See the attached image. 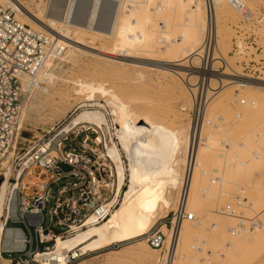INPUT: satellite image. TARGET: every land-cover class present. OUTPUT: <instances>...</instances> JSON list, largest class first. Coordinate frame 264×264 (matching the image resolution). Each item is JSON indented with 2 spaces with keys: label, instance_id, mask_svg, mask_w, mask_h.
I'll use <instances>...</instances> for the list:
<instances>
[{
  "label": "rangeland",
  "instance_id": "374dc122",
  "mask_svg": "<svg viewBox=\"0 0 264 264\" xmlns=\"http://www.w3.org/2000/svg\"><path fill=\"white\" fill-rule=\"evenodd\" d=\"M18 1L32 12V17L34 15V19L42 27L54 35V39L68 41L76 48L68 58L64 59L68 48L60 58H54L53 65L47 69L52 76L51 83L40 79L31 85H24L26 93L22 120L26 136L37 138L47 133L48 129L52 130L51 134L57 133L87 110L98 111L104 115L109 126L103 128L107 131L105 135L109 136L111 133L117 142L114 133L119 124L149 118L182 135L178 170L183 175L188 149L184 140L190 134L196 112L195 105L200 98L198 90L190 89L195 87L188 84L195 85L197 80H201L198 76H203L196 68L199 61L193 60L187 54L192 51L193 41L198 38L203 41L209 28L210 22L205 20L207 13H195L197 5L207 6L208 0H199L201 3L206 2L202 5L197 0H123L115 35L104 39L89 34L72 39L71 36L67 37L49 27L45 21L39 20L38 12L47 14L54 0ZM57 1L61 5L65 0ZM77 1L79 5L75 17L82 19L88 13L89 0H74V11ZM230 1L216 0L218 4H222L218 8V14L216 13V29L221 36H218L217 47L215 46L217 57L210 60L209 66L212 64L215 70L220 71H224L226 66V71L235 69L239 74L234 80L230 71L219 81H211V77L215 76H209L213 86L220 82L218 90L206 96V117L211 120L214 128L210 139H216V142L215 147L207 149L205 156L202 155L201 162L196 163V170L199 168L202 171H196L197 180L194 176L196 184L200 182L194 190L198 195H195V218L186 220L189 222L184 233L187 243L181 246L180 264H264V228L233 233L230 229L236 224L235 217H232L234 215L220 210L221 206L234 200L238 187L245 185L248 201L239 210L240 215L258 216L264 222V153L261 156L255 154L256 151L264 149V99L249 96L250 92L247 90L251 88L248 85L252 81L260 82L264 77V24L259 22L261 18L264 22V0H260L256 6L246 2L255 16L248 23L247 19H243L232 9ZM100 8L99 22H103L109 8ZM97 12L98 5L96 15ZM17 18L19 19L18 16ZM211 25L215 29L214 20ZM239 39L243 41V46L238 44ZM241 48L244 50L241 51ZM211 54L210 52V58ZM177 65L185 67L180 68ZM158 66L175 73L155 69ZM189 70L194 71L192 76L187 75ZM259 70L261 73L256 72ZM206 82L209 83L208 76ZM87 85L95 88L91 99H88L91 91ZM236 98L244 99L245 103H235ZM204 99L205 93L202 95V100ZM255 100L254 104L251 103ZM208 127L210 126H204L205 129ZM71 135L76 142V151L83 156L79 158L82 165L90 166L91 169L104 168L103 173L106 174L110 172L107 166H113L115 183L113 194L109 198L111 199L116 195V170L109 157L106 158L107 161L98 160L99 153L106 152L103 143L95 141L99 134L91 128H76ZM87 135L90 137L85 143ZM118 147L121 149L120 144ZM120 153L126 167L127 179L129 161L122 149ZM102 162H106V165H100ZM200 163L206 168L201 167ZM126 186L127 180L122 186L117 208ZM169 191L173 205L167 209L166 214L165 209L160 212L150 231L161 229L163 224L172 220L180 189ZM196 198H199L198 201ZM240 215L236 217H241ZM178 225L179 222L174 227L176 234ZM167 231L170 235L173 232L169 224ZM117 244L102 250L89 251L73 264H164L162 257L166 246L158 251L150 250L146 235ZM0 264L9 263L2 260Z\"/></svg>",
  "mask_w": 264,
  "mask_h": 264
},
{
  "label": "built area",
  "instance_id": "2783aa9c",
  "mask_svg": "<svg viewBox=\"0 0 264 264\" xmlns=\"http://www.w3.org/2000/svg\"><path fill=\"white\" fill-rule=\"evenodd\" d=\"M231 2L243 19L250 16L251 10L244 2ZM206 11L211 20L210 4ZM49 43L50 40L45 34L22 23L11 7L0 3V179L5 184L0 216L5 234L0 246V261L4 260L9 264L75 263L87 253H82L79 249H76L77 252L69 251L63 263L41 262L36 256L39 252L51 251L57 235L70 237L88 228L89 218L94 217L96 223L107 220L117 205L108 203L114 190V173L111 170L109 174L103 173L105 169L101 167H94L90 171L80 168L82 164L79 158L83 156L76 151V142L71 135L73 131L62 128L51 134L52 130L48 129L47 133L37 138L26 136L22 120L26 93L24 84L31 85L42 71L47 60ZM216 44L217 35L210 22L197 55L200 64L196 68L203 76L198 77L201 80H197L195 85L188 82L189 86L195 87L190 89L198 90L200 97L197 101V96L194 95L197 104L191 127L194 140L191 147H195L197 130L201 131L205 125H212L211 120L206 117V96L210 92H216L220 84L213 86L207 72L211 69L212 72H222L215 70L212 64L209 66L210 60L216 54ZM192 67H195L193 63ZM206 76L209 83L206 82ZM235 103L244 104L245 100L236 98ZM80 133L81 130L78 134ZM89 137L86 136L85 143ZM200 137L201 135L198 136V142ZM262 152L264 153V149L256 151L255 154L261 156ZM106 158L103 152L99 153L98 160L107 161ZM192 160L193 152H190L189 168ZM100 165L105 166L106 162ZM187 193L186 187L182 189L172 213V220L165 223L167 227L169 224L171 230L179 221L195 218L186 208ZM234 196L233 201L220 208L222 212L235 217L236 224L230 230L238 233L263 229L264 222L260 217H243L239 213L248 201L245 185L239 186ZM55 229L59 231L55 232ZM9 230H12L11 233H8ZM16 230H20V235ZM146 237L154 249L160 250L165 245L166 234L159 228L151 230Z\"/></svg>",
  "mask_w": 264,
  "mask_h": 264
},
{
  "label": "bare ground",
  "instance_id": "6f19581e",
  "mask_svg": "<svg viewBox=\"0 0 264 264\" xmlns=\"http://www.w3.org/2000/svg\"><path fill=\"white\" fill-rule=\"evenodd\" d=\"M122 1L123 0H100L98 4V0H89L87 15L82 19H78L75 17V14L77 13L79 1H77L76 10L74 11V0H65L64 3L61 5H58V1L56 0L55 2L54 0L52 2V5L50 6V11L47 14H41V12H38L37 18H39V20L45 21L47 25L52 29L62 32L63 35L67 37L71 36L72 39L87 34L100 39H104L105 37L115 35L117 22L119 20V13L122 10ZM241 1L244 2L245 5L246 2H248L251 6H256L260 2V0ZM103 2L105 3L103 4ZM0 3L5 7H11L16 12V16L19 17L21 22L29 25V27L37 31L42 32L50 40V44L47 47L46 63L42 71L39 73L36 79L32 81V83H36L40 79L47 80V82L51 83L52 76L47 69L53 65L54 62L52 61L54 60V58H60L61 55H63V53L65 52L66 48H68V50L66 51V56L64 57V59L66 57H70L73 51L76 50L75 46L63 39H54V35L48 29L42 27L38 23V21L34 19V15L32 17V12L26 9V7H24L18 0H0ZM205 3L206 2L201 3V5ZM230 3L232 9H235L231 1ZM208 4H210L212 13L211 20L209 19L208 15L204 14V11L207 13V11L204 9L208 8ZM97 5L98 12L96 15ZM206 5L207 6H200V4L197 5V7L195 8V13H198L199 15L200 12H203L207 23H213V20L215 21V32L217 35L218 42V36L220 35V32L218 31V29H216V13L218 14V8H221L222 4H218L216 0H208ZM101 6H108L109 8V12L103 22H99V10L101 9ZM235 11L237 10L235 9ZM254 18L255 16L252 12L247 18L246 23L251 22ZM259 22L261 24H264L263 18L259 19ZM201 43L202 39H195L192 43V51H190L187 56H189L193 60H197V55ZM238 44L243 46V41L239 39ZM243 50L244 48H241V51ZM215 57L217 56H214L212 60ZM177 66L180 68L185 67V65ZM225 68L226 69L219 74H214L212 72L210 73V70H208L209 76H215V78L211 77V79H209L211 81L223 80L224 77L228 74V71H230L229 69L228 71H226L228 67L225 66ZM155 69L175 73L173 72V70H168L165 67L160 68V66H158L155 67ZM193 72L194 71L189 70V73L187 75L192 76L191 74ZM204 72H206V70ZM230 72L232 74L233 80L235 76L239 74V71L235 69ZM256 72L261 73V70ZM87 86V88L91 91L88 95V99H91V97L93 96L92 92L95 91V88L92 85ZM248 86L251 87L247 89L248 93L250 92V94H248L249 96L254 98L263 97L264 99V77L262 78V80H260V82L252 81V84ZM254 102H256V100L252 101L251 103L254 104ZM81 121H90V123H80ZM91 121L95 123H91ZM139 123L141 124L139 125ZM105 126L108 125L103 114L98 111L84 110L65 127V130L73 131L76 128H83L85 130H89L91 128L93 129V131L99 134L96 137L95 141L97 143H103L106 150L104 156L109 157L112 160L116 170V195L111 199H108L109 204L117 203L119 201L122 186L124 185L125 180H127V186L120 202V205L118 208L116 207L117 209H113L110 215L107 217V220L103 222L96 223L94 217L89 218V220L87 221L89 227L83 229L82 231H79L74 236L62 237L60 235H57L56 239L53 241V249L46 253L39 252L36 256L38 261L48 263L58 261L60 263H63L66 260V256L69 251L77 252L76 249H79L82 253H87L89 251L93 252L99 249L102 250V248H105L112 244L121 243L146 235L147 233H149L152 224L160 216V212L165 209L166 214L167 209H169L173 205V201L170 195L171 191H169L171 189L179 188L181 192L182 189L186 187L188 192L186 208L192 214L194 213L196 197L195 195H197L196 193H194V190L196 189L197 184H200V182H198L199 180L197 181V184L195 182V175H197L196 171H200L199 168L196 170V163L197 161H200V158L207 151V149L215 147L216 139H210L212 137V131H214V128H212V126L208 127V129H205L203 127L201 131L197 130L195 147H191V143L194 140H192V130H190L191 132L189 131V136L184 140L185 147H187L188 149L186 151L184 166L185 170L183 175L182 173L180 174L178 170V154L180 152L182 135L180 136L177 131L170 129L163 124L155 123L149 118H140L137 122L119 124V126H117V128L115 129L114 133L115 138L117 139L116 142L113 136L111 135L110 131H108L110 133L109 136L105 135V133L107 132H105L106 129H103L105 128ZM99 130L102 132L103 135L100 134ZM183 135H185V133ZM200 135L201 137L198 142V136ZM119 144L123 153L129 161L127 167V179L126 167L120 153L121 149H119L118 147ZM190 152H193V160L189 168L188 165ZM203 156H205V154ZM201 164L202 163H200V165ZM203 166L205 167V165ZM203 166L201 165V167ZM107 167L112 172H114L113 166L108 165ZM222 167L224 166H221V168ZM80 168L87 169L89 171L91 170V167H88L86 165H80ZM205 172L206 171H204V175H206ZM186 175L187 177H185ZM188 177L189 179H187ZM4 192L5 184L1 183L0 216L2 214L3 208V201L5 196ZM188 223L189 222H186V220L179 221V227L177 226L178 229L176 228L178 230L177 234L174 228L173 232H171V235L168 233L166 225H162L161 229L166 234V252L162 257L164 264L181 263L180 261L182 253H180V251L181 246H184L185 243H187L184 237V233L187 230ZM11 231L12 230H9L8 233H11ZM16 233L20 235L21 232L20 230H16ZM4 234L5 229L2 225V220L0 219V246ZM218 238L221 239V237ZM149 247V249L152 251H158V249H154L150 245Z\"/></svg>",
  "mask_w": 264,
  "mask_h": 264
},
{
  "label": "water",
  "instance_id": "95a60500",
  "mask_svg": "<svg viewBox=\"0 0 264 264\" xmlns=\"http://www.w3.org/2000/svg\"><path fill=\"white\" fill-rule=\"evenodd\" d=\"M108 28V27H107ZM1 183H2V179H0V185H1Z\"/></svg>",
  "mask_w": 264,
  "mask_h": 264
}]
</instances>
